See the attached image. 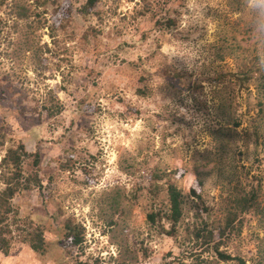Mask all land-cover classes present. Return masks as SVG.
<instances>
[{
    "label": "rangeland",
    "instance_id": "1",
    "mask_svg": "<svg viewBox=\"0 0 264 264\" xmlns=\"http://www.w3.org/2000/svg\"><path fill=\"white\" fill-rule=\"evenodd\" d=\"M84 3L0 0V157L20 140L39 154L40 181L11 199L0 264L264 263V0H97L81 14ZM166 14L176 24L157 27ZM250 60L261 69L246 87L231 73ZM176 168L183 213L175 236L159 235L146 214L167 201L150 197L148 176ZM195 178L218 249L236 259L188 237ZM251 189L257 209L241 213L233 198ZM66 221L80 246L63 245ZM35 225L50 243L42 255L22 241Z\"/></svg>",
    "mask_w": 264,
    "mask_h": 264
},
{
    "label": "trees",
    "instance_id": "2",
    "mask_svg": "<svg viewBox=\"0 0 264 264\" xmlns=\"http://www.w3.org/2000/svg\"><path fill=\"white\" fill-rule=\"evenodd\" d=\"M97 0H85V3L80 7V13L84 14L89 8H91ZM54 2V0H52ZM68 3V2H67ZM66 2L60 5L59 8H55L53 14L51 15V26L47 25L50 29V32H54L53 28L61 21V19L66 18L70 14L69 5ZM20 18L26 17V14L20 13ZM154 24L157 27L164 25L166 28H170L176 24V20L170 15L166 14V17L162 20L156 19ZM245 68L241 71H238L234 75L237 80L240 81L243 86H248V83L251 79L256 78L254 74H257L260 71V63L250 60L244 64ZM261 87L264 86V82H260ZM141 92V90L139 91ZM40 107L43 109V112L47 116H52L59 112V104L56 101L55 105L51 108L47 106L45 101H43ZM83 102V107L86 111L91 112L93 107H90L85 98L81 100ZM18 109V107H16ZM92 109V110H91ZM0 110H3V107L0 106ZM1 119V118H0ZM3 123V119L0 120V124ZM3 135L0 133V143H2ZM25 157H32L31 161L26 164L27 168L26 175H23V159ZM39 154L38 152L28 153L25 151L22 142L16 140L15 146L8 147L0 157V252L7 254L8 250V240L7 236L9 235L8 230V213H15L11 199L20 191L28 190L31 188V183L33 185H40L39 179L35 175V166L38 164ZM33 171V174L29 177L30 172ZM184 174L182 168H176L169 170L168 172L164 171H155L151 172L148 176L147 191L151 198L155 199L157 194L161 191H164L167 201L166 212L160 215L157 210H152L146 214V219L150 225H156L157 233L159 235L165 234L167 236H175L177 231L176 224L180 220L183 213L184 198L181 191L177 188L174 183L175 178H179ZM35 183V184H34ZM200 186L201 180L195 178L193 184L190 186L189 194L192 199H196L198 203L196 204V213L194 214V219L190 223L191 226L187 225V234L188 237L194 241L199 242L200 244L211 245V250L215 254L216 258L221 261H228L235 256L219 250V240H214V233L217 238H221L223 231L219 230L218 227H214L212 221L203 216L202 213L207 214L209 212L208 206L204 203L199 202L201 199L200 195ZM253 191V192H252ZM233 198L234 207L238 208L241 213L248 212L252 209H257L256 202V191L251 189L250 192L244 193ZM209 216V215H208ZM227 227V223L223 225L222 228ZM41 227L35 225L32 230L26 231L22 236V241L27 244V246L35 253L42 255L45 253L48 247V241L43 236ZM216 231V232H215ZM59 234L61 241L63 240L64 246L77 247L82 244L83 235L81 232L80 226L77 227L71 221H66L61 225V227L56 230ZM224 240V237H223ZM225 243V240L224 242ZM239 262L244 264V261L241 258H238ZM264 264V263H258Z\"/></svg>",
    "mask_w": 264,
    "mask_h": 264
}]
</instances>
